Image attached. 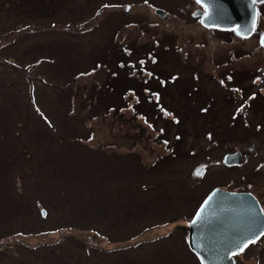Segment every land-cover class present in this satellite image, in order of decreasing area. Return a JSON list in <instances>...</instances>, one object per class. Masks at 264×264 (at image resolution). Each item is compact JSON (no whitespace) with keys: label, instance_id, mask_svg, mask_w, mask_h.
Wrapping results in <instances>:
<instances>
[{"label":"rangeland","instance_id":"rangeland-1","mask_svg":"<svg viewBox=\"0 0 264 264\" xmlns=\"http://www.w3.org/2000/svg\"><path fill=\"white\" fill-rule=\"evenodd\" d=\"M196 3L0 0V264H199L207 192L264 198V2L244 35Z\"/></svg>","mask_w":264,"mask_h":264},{"label":"water","instance_id":"water-1","mask_svg":"<svg viewBox=\"0 0 264 264\" xmlns=\"http://www.w3.org/2000/svg\"><path fill=\"white\" fill-rule=\"evenodd\" d=\"M202 9L199 21L207 27L217 29L234 28L242 34L248 23L252 3L260 0H197ZM154 11L164 12L155 7ZM264 47V31L259 37ZM224 164H239L241 153L238 150L226 152ZM264 228V215L249 191H233L213 187L201 200L186 227V241L200 264H232L230 253L240 250Z\"/></svg>","mask_w":264,"mask_h":264},{"label":"flooded vegetation","instance_id":"flooded-vegetation-1","mask_svg":"<svg viewBox=\"0 0 264 264\" xmlns=\"http://www.w3.org/2000/svg\"><path fill=\"white\" fill-rule=\"evenodd\" d=\"M262 2H264V0H262V1L258 2V3H255L254 5H251V7H250V16H249L248 25H251V23H252L253 25L251 27V30L257 31V32H258V29L254 25L255 21H253V20L258 15V13H259V5ZM197 3L195 5H198L199 7H196V9L197 8H202V6L199 3L198 4ZM197 17L199 18V16H197ZM248 191H250L252 194H254V196L258 200V203H259L260 208L262 210V214L264 215V198L259 196L256 193V191L254 189H252L251 187L248 189ZM262 233H264V228H263L262 232L258 236H256L255 238L251 239V240H254L255 243L248 244V246L246 248H244L243 251L239 250L237 252H234L231 255L232 259H233V264H239L241 260H245V259H248V260L252 259L253 261L256 262V264H264V235H261Z\"/></svg>","mask_w":264,"mask_h":264},{"label":"trees","instance_id":"trees-1","mask_svg":"<svg viewBox=\"0 0 264 264\" xmlns=\"http://www.w3.org/2000/svg\"><path fill=\"white\" fill-rule=\"evenodd\" d=\"M198 4V3H197ZM168 47V46H167ZM150 79V78H149ZM148 79V80H149ZM120 84H122V90L125 88V92L124 91H122V100H124V97H125V95H126V88H132L136 93H138V94H140L141 95V85H142V81H141V79L140 78H135V77H133V76H130V75H125V74H123L122 73V79H121V81L119 82ZM151 85L150 86H148V88H149V90H152L153 89V87L152 86H155V83H152V80H151ZM115 97H117V99H118V95H116ZM114 97V98H115ZM136 100V99H135ZM137 101V100H136ZM113 101H111V102H109V104L108 105H111V103H112ZM142 102V101H141ZM141 102H138L137 101V106H139V107H141ZM162 104V103H161ZM121 106H122V103L120 104ZM209 105H210V103H209ZM116 107V106H115ZM119 108V107H118ZM115 109V108H114ZM155 117H157V115H155ZM177 119H179V118H177ZM159 131L161 132V133H166V128H165V126H163V127H161L160 129H159ZM174 150H175V148H174Z\"/></svg>","mask_w":264,"mask_h":264},{"label":"snow or ice","instance_id":"snow-or-ice-1","mask_svg":"<svg viewBox=\"0 0 264 264\" xmlns=\"http://www.w3.org/2000/svg\"><path fill=\"white\" fill-rule=\"evenodd\" d=\"M261 235H264V233H262ZM251 243H255V241H254V240H250V241H248L247 243H245V244L243 245V247L240 248V251H243L244 248H246V247L248 246V244H251Z\"/></svg>","mask_w":264,"mask_h":264},{"label":"bare ground","instance_id":"bare-ground-1","mask_svg":"<svg viewBox=\"0 0 264 264\" xmlns=\"http://www.w3.org/2000/svg\"><path fill=\"white\" fill-rule=\"evenodd\" d=\"M217 30V29H216Z\"/></svg>","mask_w":264,"mask_h":264}]
</instances>
